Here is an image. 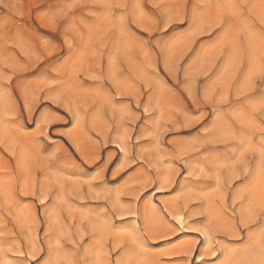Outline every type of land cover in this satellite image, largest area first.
<instances>
[{
  "label": "rangeland",
  "instance_id": "rangeland-1",
  "mask_svg": "<svg viewBox=\"0 0 264 264\" xmlns=\"http://www.w3.org/2000/svg\"><path fill=\"white\" fill-rule=\"evenodd\" d=\"M0 264H264V0H0Z\"/></svg>",
  "mask_w": 264,
  "mask_h": 264
},
{
  "label": "bare ground",
  "instance_id": "bare-ground-1",
  "mask_svg": "<svg viewBox=\"0 0 264 264\" xmlns=\"http://www.w3.org/2000/svg\"><path fill=\"white\" fill-rule=\"evenodd\" d=\"M183 222H184V221H183ZM202 259H203V258H201V256H198V257H197V260H198V261H200V260H202Z\"/></svg>",
  "mask_w": 264,
  "mask_h": 264
}]
</instances>
